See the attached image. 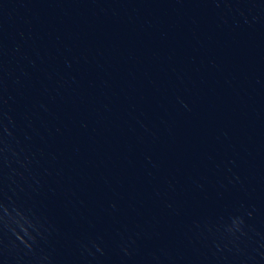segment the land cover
<instances>
[{
	"label": "water",
	"instance_id": "water-1",
	"mask_svg": "<svg viewBox=\"0 0 264 264\" xmlns=\"http://www.w3.org/2000/svg\"><path fill=\"white\" fill-rule=\"evenodd\" d=\"M0 264H264V0H0Z\"/></svg>",
	"mask_w": 264,
	"mask_h": 264
}]
</instances>
